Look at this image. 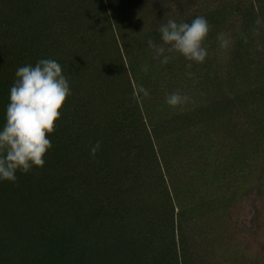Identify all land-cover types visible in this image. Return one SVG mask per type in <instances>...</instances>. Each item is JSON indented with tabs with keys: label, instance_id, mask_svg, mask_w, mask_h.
<instances>
[{
	"label": "rangeland",
	"instance_id": "1",
	"mask_svg": "<svg viewBox=\"0 0 264 264\" xmlns=\"http://www.w3.org/2000/svg\"><path fill=\"white\" fill-rule=\"evenodd\" d=\"M197 16L203 63L153 58ZM49 58L72 95L45 165L0 181V264H162L181 238L169 264H264V0H0V130L16 70Z\"/></svg>",
	"mask_w": 264,
	"mask_h": 264
},
{
	"label": "clouds",
	"instance_id": "2",
	"mask_svg": "<svg viewBox=\"0 0 264 264\" xmlns=\"http://www.w3.org/2000/svg\"><path fill=\"white\" fill-rule=\"evenodd\" d=\"M256 24H261V20L257 19ZM211 29L204 16H197L190 23L168 19L158 29L162 43L156 44L151 39L147 43L154 50L153 58L161 64H168L172 59L165 53L179 54L190 62L186 65L190 69L191 62L205 61L208 52L204 41ZM217 39L222 49L230 47L231 40L225 33H219ZM15 77L6 105L5 123L0 130V181L13 183L17 181V171L27 174L33 167L45 165L44 157L52 147L48 136L54 133L61 109L72 95L63 68L54 59H40L34 66L19 67ZM140 94L149 95L143 86H137L134 98H139ZM189 100L179 91L166 96V103L171 107L181 106ZM99 149L100 142L97 141L90 148V155L95 157Z\"/></svg>",
	"mask_w": 264,
	"mask_h": 264
},
{
	"label": "trees",
	"instance_id": "3",
	"mask_svg": "<svg viewBox=\"0 0 264 264\" xmlns=\"http://www.w3.org/2000/svg\"><path fill=\"white\" fill-rule=\"evenodd\" d=\"M178 245L175 241L172 240V242H170L168 246L164 247L165 250L162 253L161 260L162 264H165L166 262L167 264H169L170 261L178 262L179 258L183 259L186 255H188V246L186 244V240H183L181 238V240H179Z\"/></svg>",
	"mask_w": 264,
	"mask_h": 264
}]
</instances>
